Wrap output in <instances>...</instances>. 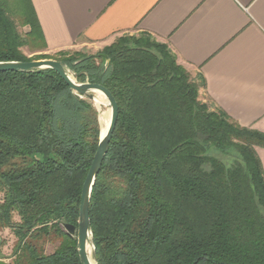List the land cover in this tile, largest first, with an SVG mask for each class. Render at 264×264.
I'll use <instances>...</instances> for the list:
<instances>
[{"label": "trees", "instance_id": "16d2710c", "mask_svg": "<svg viewBox=\"0 0 264 264\" xmlns=\"http://www.w3.org/2000/svg\"><path fill=\"white\" fill-rule=\"evenodd\" d=\"M47 49L32 1L0 0V61H62L118 102L90 203L99 264H264L263 132L203 101V75L149 33L97 54ZM99 115L53 68L0 72V228L17 236L14 264H83L63 224H79ZM230 149L232 161L216 154Z\"/></svg>", "mask_w": 264, "mask_h": 264}, {"label": "crops", "instance_id": "0c3cea01", "mask_svg": "<svg viewBox=\"0 0 264 264\" xmlns=\"http://www.w3.org/2000/svg\"><path fill=\"white\" fill-rule=\"evenodd\" d=\"M48 51L102 50L126 33L166 43L213 108L264 133V0H31ZM264 170V146L256 145Z\"/></svg>", "mask_w": 264, "mask_h": 264}, {"label": "water", "instance_id": "95a60500", "mask_svg": "<svg viewBox=\"0 0 264 264\" xmlns=\"http://www.w3.org/2000/svg\"><path fill=\"white\" fill-rule=\"evenodd\" d=\"M43 68L55 69L74 92L83 97L88 98L91 101L95 100L96 92H101L105 96L107 104L110 106L111 109L110 121L104 132L102 131V124L99 118L101 135L98 148L96 150L92 164L89 168V171L82 187L79 224L78 226L70 223L63 224L66 232L69 235L78 236V250L83 264H92L87 250L88 243L92 245L91 254L93 259L96 261L97 264H99L96 257L91 226V195L95 182L104 163L105 157L109 151L110 143L117 126L119 116V105L113 93L106 86L100 83H94L89 81L81 82L77 80L70 74V70L67 69V67L62 61L52 58L34 59L31 61H0V72L31 71ZM0 264L10 263L4 258L0 257Z\"/></svg>", "mask_w": 264, "mask_h": 264}, {"label": "rangeland", "instance_id": "374dc122", "mask_svg": "<svg viewBox=\"0 0 264 264\" xmlns=\"http://www.w3.org/2000/svg\"><path fill=\"white\" fill-rule=\"evenodd\" d=\"M21 29H22V31H26L28 29V26L21 27ZM142 33L143 32H134V33H129V34L140 36ZM159 42H161V41H159ZM63 50H67V51H81V52H83L86 55L97 54L100 51V50L99 51H94V50L85 49V48H82V49L81 48H67V49H63ZM25 51L29 54V50L27 48H25ZM40 52H42V51H38V52H35L33 54L30 53L29 55L33 56L34 54L40 53ZM43 52L53 54V53H55L57 51H48V50H46V51H43ZM70 74L74 78L77 79L76 75L72 71H70ZM193 76H196V75H193ZM202 100L205 101V102H208L205 95H204V98ZM93 104H94V102H93ZM211 107L213 108V106H211ZM103 108H106V107L103 106ZM98 111H99V109H98ZM99 114H100V111H99ZM216 154L218 156L222 157V158L227 159L228 161H232L234 159V157L238 155L233 149H230V151L228 153L224 154V155L222 153H220V152H216ZM14 219L19 220V216L17 214H15L14 215ZM16 242H17V236H16V234L14 233V231L11 228H9V227L0 228V256L4 257V259L7 260L10 264H14V257H13V250L14 249L13 248H14ZM57 245H58V242L49 243L46 246V253L53 252L55 250V248L57 247Z\"/></svg>", "mask_w": 264, "mask_h": 264}, {"label": "bare ground", "instance_id": "6f19581e", "mask_svg": "<svg viewBox=\"0 0 264 264\" xmlns=\"http://www.w3.org/2000/svg\"><path fill=\"white\" fill-rule=\"evenodd\" d=\"M94 105L99 109L100 111V121L102 124V131L104 132L105 129L107 128L109 121H110V117H111V109L110 106L107 104V100L105 98V96L101 93V92H96V98L93 101ZM103 106H105L106 108H103ZM91 249H92V245L90 243H88L87 245V250L89 253V257L91 260L92 264H97L96 261L93 259L92 254H91Z\"/></svg>", "mask_w": 264, "mask_h": 264}]
</instances>
